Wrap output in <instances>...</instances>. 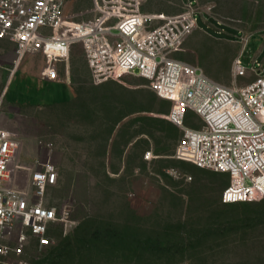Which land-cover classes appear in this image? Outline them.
Segmentation results:
<instances>
[{
  "label": "rangeland",
  "instance_id": "374dc122",
  "mask_svg": "<svg viewBox=\"0 0 264 264\" xmlns=\"http://www.w3.org/2000/svg\"><path fill=\"white\" fill-rule=\"evenodd\" d=\"M185 1L143 0L142 11L176 15L186 10ZM193 6L198 28L175 58L231 86L238 46L243 66L251 69L256 62L264 72V0H193ZM63 14L86 22L95 17L93 0H67ZM209 16L240 29L224 26L222 36L231 31L236 42L206 34L215 32L207 29L205 20L215 23ZM242 34L248 36L245 43L238 40ZM16 59V45L0 42V125L21 144L18 187L27 191L30 168L37 158L50 156L58 182L47 189L46 204L70 213L66 225L52 227L48 246L40 248L29 237L23 254L5 262L264 264V198L221 205L228 176L174 158L181 131L165 119L172 103L158 98L149 82L126 75L105 88L95 86L80 45L67 63H57L56 85L40 77L41 56L25 55L18 66ZM188 117L196 119L190 112ZM157 147L166 148L168 159L145 163L142 155L148 150L155 155ZM122 152L126 172L106 176L104 169H116Z\"/></svg>",
  "mask_w": 264,
  "mask_h": 264
},
{
  "label": "built area",
  "instance_id": "2783aa9c",
  "mask_svg": "<svg viewBox=\"0 0 264 264\" xmlns=\"http://www.w3.org/2000/svg\"><path fill=\"white\" fill-rule=\"evenodd\" d=\"M66 1L0 0V40L16 45V66L25 55L40 53L45 61L40 77L55 82L60 77L57 63H67L72 49L80 45L93 83L126 75L148 80L159 98L172 103L165 119L181 131L175 157L227 175L223 203L264 198L261 64L247 69L240 55L236 56L232 62L236 83L227 86L200 67L175 58L188 35L198 28L193 0H186V10L176 15L144 13L143 0H93L95 17L86 22L64 17ZM249 73L253 80L237 83ZM189 112L198 121L190 120ZM199 122L201 127H197ZM20 145L0 125V263L5 264H12L5 262L7 256L23 254L29 237L40 247L46 246L49 226L69 222L68 209L57 213L46 204V191L58 179L50 156L37 158L30 168L32 191L17 189ZM45 146L51 149V144ZM152 158L150 150L143 154L144 160Z\"/></svg>",
  "mask_w": 264,
  "mask_h": 264
},
{
  "label": "crops",
  "instance_id": "0c3cea01",
  "mask_svg": "<svg viewBox=\"0 0 264 264\" xmlns=\"http://www.w3.org/2000/svg\"><path fill=\"white\" fill-rule=\"evenodd\" d=\"M205 22L207 23V29H215V31L216 32H221L222 33V35L226 32L225 31V27H224V25H217V27H215V23H211L210 22V20H205ZM201 30V29H200ZM206 30V29H205ZM205 30H203V31H205ZM229 32V31H228ZM205 33H206V31H205ZM229 33H231L232 34V32L230 31ZM207 34V33H206ZM231 34H229L228 36H225V37H228V38H230L231 37ZM247 39H248V36H245V35H243L242 34V37L241 38H238V40H240V41H242L243 43H245L246 41H247ZM5 41H8V40H0V42H5ZM238 43V42H237ZM237 53H238V46H237V49H236V53H235V57L236 56H238L237 55ZM28 55H33V56H41L42 58H43V56L40 54V53H35V54H28ZM44 59V58H43ZM256 63V62H255ZM258 64V63H257ZM42 69V68H41ZM40 69V70H41ZM209 75L212 77V78H214V79H219V76L217 75V74H214V72L212 73H209ZM124 77V76H123ZM251 77H253V75L251 74V73H249L248 74V76L246 77L247 79H248V81H246V83L247 82H249V81H251V80H253L254 79V77L251 79ZM61 81V80H60ZM54 82L53 84H57V83H61V82ZM235 81V80H234ZM245 84V83H244ZM3 128H5L3 125H1ZM6 129V128H5ZM106 158H109L108 156L106 157ZM125 153H121V155H120V165L116 168V170H114V169H112L111 167H109V166H107L106 167V173H107V175L108 174H111V173H113L114 175H117V176H119L120 174H124L125 172H126V170H127V168H126V162H125ZM159 158H161V157H156L155 156V159L154 160H157V159H159ZM147 161V160H146ZM109 170V171H108ZM208 171H210V170H208ZM212 174H213V172L212 171H210ZM30 176H31V171L29 172V179H28V182H29V180H30ZM220 176L221 177H223V174H220ZM225 176V175H224ZM18 184H19V176H18V171H17V174H16V187H17V189H19V187H18ZM20 190V189H19ZM22 191V190H21ZM32 191V188L30 187V186H28V190H27V192H31ZM221 196V195H220Z\"/></svg>",
  "mask_w": 264,
  "mask_h": 264
},
{
  "label": "trees",
  "instance_id": "16d2710c",
  "mask_svg": "<svg viewBox=\"0 0 264 264\" xmlns=\"http://www.w3.org/2000/svg\"><path fill=\"white\" fill-rule=\"evenodd\" d=\"M139 78H141V79H144V78H142V77H139ZM146 80V79H145ZM109 80H107V81H104V82H102V83H100V84H95V83H93L95 86H99V88H105V87H107V82H108ZM147 82H148V80H146ZM155 93V92H154ZM157 96V95H156ZM158 97V96H157ZM159 98V97H158ZM160 99H162V98H160ZM165 100V99H164ZM132 112H133V110H132ZM131 113V112H130ZM129 116V114H127V115H123L122 117H120V119H119V121L121 120V119H124L125 117H128ZM168 121V120H167ZM169 122V121H168ZM170 124H172L171 122H169ZM172 125H174V124H172ZM175 126V125H174ZM176 128H178L177 126H175ZM179 129V128H178ZM180 130V129H179ZM178 144V143H177ZM135 144L133 143V146H134ZM177 146V145H176ZM105 149H106V147H105ZM166 148H160V147H157V148H155V150H154V152H155V155L153 154V150H150L151 152H152V154H153V158L150 160V162L151 161H153L154 159H155V156L156 157H161V158H163V157H165V158H167L168 156L167 155H169L168 153H167V150H165ZM175 150H176V147H175V149H174V158L176 159V160H178V161H180V162H183V163H189V162H186V161H183V160H180V159H177L176 157H175ZM149 151V150H148ZM160 159V158H159ZM168 159V158H167ZM142 160L143 161H145V163H147L148 161H146V160H144L143 159V155H142ZM189 164H192V163H189ZM193 165V164H192ZM193 166H195V165H193ZM196 167V166H195ZM196 168H198V167H196ZM198 169H202V168H198ZM114 170H116V169H114ZM207 170V169H206ZM104 173H105V175L107 176V173H106V169H104ZM211 171V170H210ZM213 172V174H215V175H219L220 176V173H217V172H214V171H212ZM223 178H225L226 179V176H224L223 175ZM57 182H58V179H57ZM57 184V183H56ZM227 184H228V181H227ZM227 184L224 186V188L227 186ZM223 188V189H224ZM223 191V190H222ZM222 194V193H221ZM219 201H220V203H221V205H233V204H238V203H246V202H237V203H223L222 201H221V196H220V198H219ZM56 224H58V223H53L51 226H49V231H48V234H49V237H50V240H51V229H52V227L54 226V225H56ZM50 244V243H49ZM48 244V245H49ZM38 245V244H37ZM48 245H46V246H48ZM46 246H42V247H46ZM38 247H40L39 245H38ZM42 247H40V248H42Z\"/></svg>",
  "mask_w": 264,
  "mask_h": 264
},
{
  "label": "flooded vegetation",
  "instance_id": "af4514ba",
  "mask_svg": "<svg viewBox=\"0 0 264 264\" xmlns=\"http://www.w3.org/2000/svg\"><path fill=\"white\" fill-rule=\"evenodd\" d=\"M210 17V19H212V20H215V27H217V25L219 24V25H224V26H226V27H229L230 29H232V30H237V31H239L240 32V29H238V28H236V27H233V26H231V25H228V24H226V23H222V22H220V21H218L216 18H214V17H212V16H209ZM211 38H213V39H216V40H225V41H231V42H236V39H235V35L232 33L231 34V37L230 38H228V37H226V38H224L223 36H222V33L221 32H210V31H208V32H206Z\"/></svg>",
  "mask_w": 264,
  "mask_h": 264
}]
</instances>
